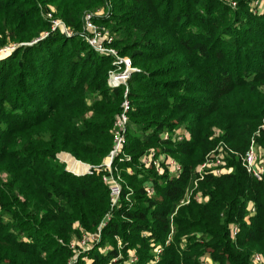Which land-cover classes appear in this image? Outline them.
<instances>
[{
	"label": "trees",
	"instance_id": "16d2710c",
	"mask_svg": "<svg viewBox=\"0 0 264 264\" xmlns=\"http://www.w3.org/2000/svg\"><path fill=\"white\" fill-rule=\"evenodd\" d=\"M236 1L232 8L223 0H0V48L17 45L0 58V264H69L73 239L97 231L110 208L103 163L127 89L131 159L116 164L133 205L114 211L101 241L75 264H109L120 254L122 262L130 250L135 264H147L157 244V264H201L205 255L213 264H254L255 253L264 256V182L239 156L253 137L264 147V11L252 10L256 0ZM51 6L72 36L51 30ZM103 7L110 13L94 20L138 68L127 85L109 86L113 57L82 36L85 15ZM181 127L189 140L161 137ZM214 127L237 153L227 161L233 170L196 185V168L217 142ZM151 148L174 156L181 175L143 168ZM62 152L91 171L67 170ZM188 190L205 200L180 205Z\"/></svg>",
	"mask_w": 264,
	"mask_h": 264
},
{
	"label": "built area",
	"instance_id": "2783aa9c",
	"mask_svg": "<svg viewBox=\"0 0 264 264\" xmlns=\"http://www.w3.org/2000/svg\"><path fill=\"white\" fill-rule=\"evenodd\" d=\"M232 8H236L238 3L236 0H223ZM253 8L257 12L264 11V0H256L252 4ZM110 13L108 9L100 8L95 12H90L85 15L84 18V30L82 32L83 38L101 55H110L113 57V64L115 65L109 71L108 84L110 87H117L121 84L127 85L132 73L138 70L133 65L132 59L129 56H122L118 50L113 46L116 35L111 31L110 28L104 25H100L94 20L95 15H104ZM46 18L51 22L52 31H60L62 34L70 37L74 34V30L68 26L62 19L55 16L54 7H50L45 13ZM16 44H9L5 47L0 48V58L6 57L16 48ZM121 112L116 116L113 123V146L109 156L103 163L105 174L103 180L108 185L109 196H110V208L101 220L97 231L89 232L82 229V236L80 238H74L71 242V248L75 251V256L71 259L69 264H75L79 255L95 247L100 241L102 236L103 228L112 219L114 211L121 209L124 203L128 206L133 205L132 193L133 190L129 188V191L124 193V179L120 172V168L117 166V161H127L131 159V155L126 152V144L128 141V123L129 113L132 109V104L128 98V89L125 92V98L121 105ZM264 127V125H262ZM259 134V131L256 132ZM223 131L215 127L211 138L217 140V145L210 150L204 161L200 163L196 172L198 177L196 178L195 184L203 179L207 174H213L219 176L222 174L230 173L233 170L232 166L227 164L228 157L231 154H237L222 138ZM164 140L183 141L191 138L190 131L185 128H177L174 131H164L161 134ZM243 166L247 172L252 175L255 179L264 182V147L261 146L258 141L253 137L249 149L239 154ZM81 162V161H79ZM82 163V162H81ZM84 164V163H83ZM140 164L143 168H154L159 174H168L170 178L179 177L183 172V165L171 154L161 151L158 148H151L146 151L140 158ZM91 170H86L84 173H88ZM129 173H133L131 167L127 168ZM78 173V172H76ZM143 177V175H140ZM144 189L148 196L152 197L156 194V187L151 180L144 182ZM192 198L198 201H204L205 198L200 192L195 193L194 190H188L185 197L181 200L180 205L188 204ZM179 205V206H180ZM249 216L254 215L255 206L251 204L249 208ZM248 219V217H247ZM172 227V231H173ZM232 237H236L239 232V226L233 224L231 226ZM144 234H148L145 232ZM172 239V232L167 239V244ZM119 249L123 248L122 241L118 238ZM107 248H102V252ZM163 251L162 245L154 246L155 256L147 264H157ZM128 258L121 262L122 255L114 258L109 264H135L138 257L135 251H129ZM87 264L91 263V260L86 258ZM254 264H264V256L261 253H255L253 256ZM201 264H213V260L209 255H205L202 259Z\"/></svg>",
	"mask_w": 264,
	"mask_h": 264
},
{
	"label": "bare ground",
	"instance_id": "6f19581e",
	"mask_svg": "<svg viewBox=\"0 0 264 264\" xmlns=\"http://www.w3.org/2000/svg\"><path fill=\"white\" fill-rule=\"evenodd\" d=\"M63 158L68 162L69 169H72L75 172L82 173L88 169V166L86 164L77 161V159L71 154L64 153Z\"/></svg>",
	"mask_w": 264,
	"mask_h": 264
},
{
	"label": "rangeland",
	"instance_id": "374dc122",
	"mask_svg": "<svg viewBox=\"0 0 264 264\" xmlns=\"http://www.w3.org/2000/svg\"><path fill=\"white\" fill-rule=\"evenodd\" d=\"M251 8H252V10L254 11V12H257L256 10H255V8H253V6H251ZM257 13H262V12H257ZM214 129H215V127L213 128V131H214ZM213 139V138H212ZM217 145V143L215 144V146ZM214 146V147H215ZM213 147V148H214ZM64 153H66V152H62V153H60L59 154V158L63 161V162H65V164H66V169L67 170H69V171H71V172H73V173H76L74 170H72V169H69V167H68V164H67V162H66V160L63 158V154ZM74 157V156H73ZM78 161V160H77ZM82 173H84V172H82ZM259 253V252H258Z\"/></svg>",
	"mask_w": 264,
	"mask_h": 264
},
{
	"label": "water",
	"instance_id": "95a60500",
	"mask_svg": "<svg viewBox=\"0 0 264 264\" xmlns=\"http://www.w3.org/2000/svg\"><path fill=\"white\" fill-rule=\"evenodd\" d=\"M86 165L88 166V170H91L92 169V167H91L90 164H86ZM76 174H85V173H76Z\"/></svg>",
	"mask_w": 264,
	"mask_h": 264
},
{
	"label": "crops",
	"instance_id": "0c3cea01",
	"mask_svg": "<svg viewBox=\"0 0 264 264\" xmlns=\"http://www.w3.org/2000/svg\"><path fill=\"white\" fill-rule=\"evenodd\" d=\"M85 164V163H84Z\"/></svg>",
	"mask_w": 264,
	"mask_h": 264
}]
</instances>
